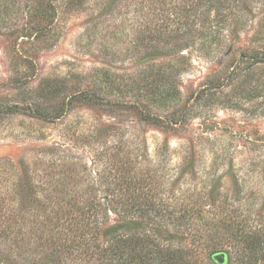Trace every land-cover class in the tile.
<instances>
[{"label": "rangeland", "instance_id": "rangeland-1", "mask_svg": "<svg viewBox=\"0 0 264 264\" xmlns=\"http://www.w3.org/2000/svg\"><path fill=\"white\" fill-rule=\"evenodd\" d=\"M166 1L0 0V264H27L23 234L40 246L76 201L129 181L176 209L209 204L208 220L264 214V69L230 73L261 19L221 67L194 49L150 56L177 32ZM209 27L228 40L226 23Z\"/></svg>", "mask_w": 264, "mask_h": 264}, {"label": "trees", "instance_id": "trees-1", "mask_svg": "<svg viewBox=\"0 0 264 264\" xmlns=\"http://www.w3.org/2000/svg\"><path fill=\"white\" fill-rule=\"evenodd\" d=\"M259 1L260 17L256 18V8H251L250 4L258 0H167L161 3L164 22L176 24L177 32L162 47L154 45L150 56L183 59L184 51L189 53L194 49L210 59L214 67H221L234 53L239 34L243 30L250 34L254 21L260 18L261 29L256 30L250 40L245 38V43L239 40L240 58L230 73L239 69L242 62L248 65L246 72L257 65L264 69V33L260 32L264 30V0ZM213 11L221 18L214 21L223 28L227 24L228 40L209 39L214 33L209 27L214 22L210 21ZM218 29L222 28L218 26ZM194 35L199 36L192 38ZM250 43L253 48L246 49ZM231 75L219 86L227 85ZM142 116L153 124L164 123L161 118L145 112ZM172 119H176L175 115ZM133 188V182L129 181L121 191L106 188L100 201L89 199L83 205L76 201L72 205L75 215L69 220L66 231L61 228L59 233L52 231L49 239L42 235L40 246L33 242L30 233L23 234L20 242L13 245L14 252L21 253L17 260L23 261V252H29L27 264H264L263 212L256 216L245 215L239 212L240 208L230 205L231 210L221 212L220 220H208L205 207L209 204L176 209L162 200H152L147 192L135 196ZM36 222L32 224L36 226Z\"/></svg>", "mask_w": 264, "mask_h": 264}]
</instances>
